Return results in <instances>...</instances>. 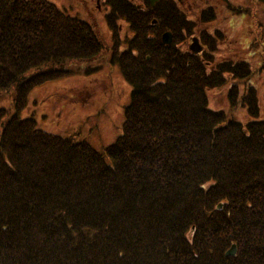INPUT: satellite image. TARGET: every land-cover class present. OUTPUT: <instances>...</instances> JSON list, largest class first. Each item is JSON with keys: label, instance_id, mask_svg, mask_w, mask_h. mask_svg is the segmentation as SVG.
<instances>
[{"label": "trees", "instance_id": "1", "mask_svg": "<svg viewBox=\"0 0 264 264\" xmlns=\"http://www.w3.org/2000/svg\"><path fill=\"white\" fill-rule=\"evenodd\" d=\"M138 11L113 10L134 17L129 53L112 57L129 103L120 133L96 151L18 117L32 85L92 58L91 27L48 0H0V91H14V114L2 122L0 108V264H264V117L247 83L244 124L223 121L204 96L226 80L235 92L251 71L238 58L206 69L180 50L179 15L187 31L195 22L174 6L146 19L161 26L178 12L182 35L168 45L144 35L145 59Z\"/></svg>", "mask_w": 264, "mask_h": 264}, {"label": "rangeland", "instance_id": "2", "mask_svg": "<svg viewBox=\"0 0 264 264\" xmlns=\"http://www.w3.org/2000/svg\"><path fill=\"white\" fill-rule=\"evenodd\" d=\"M48 1L63 5L61 4L63 0ZM230 2L231 5H228L226 11L221 8L223 6L219 0H161L160 7L174 6L175 10L179 8L183 11L181 13L183 17L192 21L197 14L196 11L201 7L211 9L212 18L200 24L194 23L188 30L190 32L187 31L190 24L184 23L179 15L182 24L186 25L181 28L185 31L186 37L193 35L197 29L202 30L205 26L209 28L212 36L221 30L226 32L225 43L223 41L219 43L221 37L216 36L220 51L230 52L228 54L232 57L244 60L251 71L250 78L246 82H238L235 92L233 90L228 95L225 86L223 88L213 86L204 89V96L207 108L214 112H223V121L225 118H231L244 124L250 120L243 98L246 83L254 89L252 97L256 102L258 118L264 117L262 98L264 96V25L257 19V12L259 10L264 12V5L257 4L256 0H230ZM63 7L65 13L81 21L94 18L96 26L92 22L94 28L92 31L96 50L89 55L91 59L68 61L59 67V70L65 72H59L57 77L32 85L26 91L24 99L26 102L18 111V117L32 119L36 127L46 133L60 137L72 136L74 140L84 141L94 150L100 151L113 142L120 133L123 110L129 103L130 86L124 80L119 65L116 60H112V57L129 53L122 49L126 48L130 41H134L129 38L132 28L127 27L121 20H116L117 25H110L97 10L91 11L92 15L86 18L80 7ZM174 14L177 16L178 12H165V17L162 16L163 25L154 24L152 27L149 26L151 23L146 17L136 15L140 17L139 28L136 29L140 39L135 42L139 55L146 54L145 59H148L146 44H142L143 40H141L144 35L149 36L155 31L159 40V33L163 27L170 29L173 40L178 35H182L181 25ZM228 18L232 23L226 22ZM117 28L119 36L123 38V35L127 34L128 40L121 41L119 37L120 40L115 46L109 47ZM134 32L133 26V35ZM186 37L184 36L185 39ZM137 53L136 49L130 50V54ZM214 55V59H218L215 53ZM13 94V90L0 91V108L7 111L2 122L14 114ZM229 95L234 102L230 101ZM216 206L220 207V203Z\"/></svg>", "mask_w": 264, "mask_h": 264}, {"label": "flooded vegetation", "instance_id": "3", "mask_svg": "<svg viewBox=\"0 0 264 264\" xmlns=\"http://www.w3.org/2000/svg\"><path fill=\"white\" fill-rule=\"evenodd\" d=\"M215 1H217V0H215ZM219 1L223 6L221 8L224 11L227 10L228 5H231L230 0H219ZM256 1H258L257 4L264 5V0H256ZM160 3H161V0H152V2L150 0H63L61 4H63L62 6L80 7L83 10L86 18H88L89 15H92L91 11H95V10L100 11L103 14V18L110 25H117L116 20H121L125 23V25L127 27L132 28V32L129 35V38L132 39L134 36L133 35L134 17H131L130 13H128V14H122V15L118 16L119 19H117L116 16L113 17V15H116V13H114L113 10L116 9L117 7H121V6L124 8H131L133 6L136 10H140L138 12L142 15V17L147 18V16L149 15V12L151 10H154V9L158 10ZM209 9H210L209 7H201L198 11H196L197 14H195L194 20H193L195 22V24L202 23L199 21L198 15L201 16V18L211 16V9L210 10ZM160 11L161 10H159V13H160ZM257 14H258L257 19H258L259 23L264 25V12L259 10L257 12ZM229 18L226 19V22L232 23ZM141 20H143V19H141ZM209 20H210V18H209ZM209 20H207V21H209ZM150 21H151V24H154L156 22V19L151 18ZM207 21H203V22H207ZM84 22L86 24H88L91 27V29L94 30L93 25L96 26L94 18H91L88 20L85 19ZM92 22H93V25H92ZM165 28L166 27H163V29H165ZM210 33L211 32L209 31V28H206V26H205L202 30L197 29V31H195L193 35L192 34L187 35L188 37L186 39H183L177 43V46H181L189 54H192L194 57H197L201 63H204V65L207 67V69L213 68L214 64H211V61L208 59L214 57V53L217 55L216 57H218V59L215 60L216 62L224 61L231 56L230 54H228L230 52L225 53V52L220 51V49H219L220 45L218 44L217 38H216V36L221 37L218 40L219 43L221 41H223V43H225L226 35H227L226 32L221 30L218 33H216L214 36H212V34H210ZM112 37H113V35H112ZM119 37L120 36H119L118 28H117V32L115 34V37L111 39V43H110L109 47H114L115 43L120 40ZM191 37L196 38V45H195L196 47H198V45H200V50L197 52H193V51L188 50V44L191 43V39H190ZM172 38H173V35L171 37V40H172ZM125 39L128 40L127 34L123 35V38H121V41H123ZM207 43H213L215 50L214 51L208 50L207 49ZM181 47H178V48L180 50H183V49H181ZM126 50H127V47L122 49V51H126ZM202 61H204V62H202Z\"/></svg>", "mask_w": 264, "mask_h": 264}, {"label": "water", "instance_id": "4", "mask_svg": "<svg viewBox=\"0 0 264 264\" xmlns=\"http://www.w3.org/2000/svg\"><path fill=\"white\" fill-rule=\"evenodd\" d=\"M150 1L152 2V0H150ZM160 41H161L163 44H167V43H169V41H170V32L167 31V30L163 31V32L160 34ZM195 45H196V38H195V37H191V43L188 45V48H189L190 50L194 51V52H197V51L200 50V45L197 44L198 47H196ZM217 207H219V206H217ZM234 251H235L234 246L231 245L230 248L227 249V250L224 252V254H225L226 256H228V255H232V254H234Z\"/></svg>", "mask_w": 264, "mask_h": 264}]
</instances>
